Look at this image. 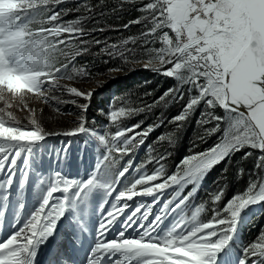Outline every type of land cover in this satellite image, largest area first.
<instances>
[{"label": "snow or ice", "instance_id": "6c2138e0", "mask_svg": "<svg viewBox=\"0 0 264 264\" xmlns=\"http://www.w3.org/2000/svg\"><path fill=\"white\" fill-rule=\"evenodd\" d=\"M67 2L0 0V98L32 96L57 113L58 104L71 102L87 112V103L63 97L89 101L93 96L73 84L92 77L84 65L77 67V60L92 43L101 44L86 37L103 29L83 26L93 11L86 0L75 8L63 7ZM136 2L120 0L119 7ZM136 10L141 15L123 27L142 24L139 36L105 43V54L174 78L177 87L151 103L133 106L125 101L110 109L107 119L116 130L103 134L90 129L80 113L74 114V126L62 132L46 131L34 117L31 127L11 113H6L7 119L0 118V222L12 207L14 229L0 240V264H36L42 246H51L59 235L62 220L76 226L74 237L77 231H85L95 196L100 197V219L87 264H231V253L225 250L237 233L241 213L264 205V0H139ZM73 11L84 15L65 20ZM169 99L184 102L169 124L182 127L199 110L197 139L207 143L214 138L208 148L191 151L170 173L164 166V152L139 163L135 158L163 123L123 126L120 121ZM81 134L98 142L96 162L87 178L68 177L60 171L38 176L33 191L36 205L25 214L34 150L50 136ZM156 142L173 140L170 134H160ZM148 148L154 151L152 145ZM67 152L65 146L56 159H65ZM237 153L242 161L253 159L246 188L222 205L223 189L210 194V217L201 219L205 205L197 206L195 200L203 179ZM147 165H154L152 172ZM237 174L243 176L245 169L239 168ZM135 197L152 200L129 211ZM68 245L75 247L71 240ZM63 255L67 249L58 246L52 264H61ZM237 255V264H264V231Z\"/></svg>", "mask_w": 264, "mask_h": 264}, {"label": "rangeland", "instance_id": "374dc122", "mask_svg": "<svg viewBox=\"0 0 264 264\" xmlns=\"http://www.w3.org/2000/svg\"><path fill=\"white\" fill-rule=\"evenodd\" d=\"M80 0H68L71 6L68 8H75L76 4ZM86 2L93 6L91 18L83 21V26L86 29H103V31L92 32L86 37L88 40H92L93 37L101 41V44L96 45L92 43L89 48V52L86 53L93 59V62L83 63L77 60V67L84 65L91 73L92 77L87 80H77L73 86L84 90L91 91L93 96L89 101H85L82 98H75L68 95L63 97L66 101L73 99L78 103H87V112L82 110L71 102L60 103L57 106L60 112H54L47 104H44L41 100L29 96L24 100H20L10 95H5L0 98V118L7 119L6 113H11L17 120L22 121L24 125L31 127L29 121L34 117L49 132H62L67 128H71L74 125L72 121L76 119L74 114L80 113L86 116L87 126L96 133L103 134L105 132H114L115 126L108 121L106 113L112 108H118L122 102L128 101L133 106H140L141 103H151L158 97L162 96L169 89L177 87V81L174 78H167L158 72L150 69H145L140 64L128 63L124 64L118 58H112L105 54V43L111 45L113 43H119L128 37L139 36L143 30L142 24H132L131 29H125L122 20L123 15L129 20H135L141 15L136 9L139 7V0L136 3H124L121 11L117 8L114 11V15L108 17V13L105 12L104 7L107 0H86ZM111 3L119 4L120 0H112ZM125 12H124V11ZM83 12H70L65 20H74L78 17H82ZM121 17V18H120ZM123 21V22H122ZM128 24V23H127ZM83 54V55H86ZM82 55V56H83ZM143 55V53H139ZM111 68H122V71L110 72ZM61 83H69L63 81ZM183 101H172L169 99L168 103L161 102L159 106L154 107L150 111L142 112L130 118L121 117L120 121L123 122V126H130L137 122H142L143 126L149 124H155L162 122L163 127L158 128L153 132L146 140L145 146H143L135 155L137 163L145 161L150 155H159L164 152L167 154V159L164 162L166 171L169 173L174 170L175 166L180 161L190 154L191 151H202L208 148L214 143V138L208 140L207 143H201L197 136L200 134L199 126L196 124V118L199 116V110L196 115L190 118L188 121L183 122L182 127H176L175 124H169L168 121L180 110ZM28 109H32L30 112ZM64 113H68L65 115ZM117 121V123H120ZM160 134H170L172 136V143L160 144L156 142L157 137ZM92 145V150L86 149V143L83 140V134L74 137L64 136H50L40 148L37 149L38 156H46L47 163L54 155L67 146V157H63L59 160L64 167L66 164L72 163L71 171L88 175L95 165L98 155L97 140L94 136L88 137V141ZM156 142V143H154ZM194 144L199 146L194 148ZM148 145H152L154 151L150 152ZM36 153V155H37ZM47 154V155H46ZM241 154L237 153L229 160H225L211 169L203 179L202 185L199 189V195L195 200V204L205 205V211L201 213V219H207L210 217L213 205L211 204L210 194L217 192L220 189L224 190V199L220 202L222 205L226 203L233 195L242 192L248 183V174L253 167V159L241 160ZM33 158L32 167H38V162ZM57 162H59L56 159ZM75 161V163H73ZM35 162V163H34ZM86 164V167L82 166ZM44 167V165L42 166ZM154 165H147L146 170L150 173L153 171ZM239 168L245 169V174L240 176L237 174ZM51 171L45 172L44 175H49L54 168H50ZM82 169V170H81ZM62 172V169L56 170ZM42 172V171H41ZM88 172V173H87ZM37 171L33 172L29 178L28 193H32L35 190V183L41 174L37 175ZM213 173V174H211ZM66 176L71 175L65 174ZM36 175V176H35ZM85 178V177H84ZM87 178V177H86ZM85 178V179H86ZM31 179V183H30ZM131 179V177L129 178ZM34 184V185H33ZM149 202L152 200L148 197ZM24 206L31 208V204L25 200ZM220 206V205H217ZM195 209L192 208L191 211ZM154 211H159L158 208ZM13 215H9L6 220L11 225ZM264 231V205H258L257 208L252 206L245 209L241 213V220L237 233L228 248V252L231 253L229 259L231 264H237L239 250L246 246L248 243L255 240L258 235ZM4 235V231H0V238ZM251 237L253 240H248ZM54 239L52 244H54ZM76 243V242H75ZM48 251H50L49 246ZM232 257V258H231Z\"/></svg>", "mask_w": 264, "mask_h": 264}, {"label": "bare ground", "instance_id": "6f19581e", "mask_svg": "<svg viewBox=\"0 0 264 264\" xmlns=\"http://www.w3.org/2000/svg\"><path fill=\"white\" fill-rule=\"evenodd\" d=\"M88 137H89V135H87V134H83V140H84V142L86 143V149L88 150V151H91L92 150V144L91 143H89V142H86V141H88ZM42 145V144H41ZM38 148H40V145L37 147V149ZM37 149H35L34 150V155H35V161L36 160H38V164L40 163V161L42 160L43 162H45L46 161V156H43V157H41V156H37L36 155V153H37ZM47 155V154H46ZM55 157H56V155H54ZM37 162V161H36ZM35 163V162H34ZM73 163H75V161H73ZM45 165V164H44ZM82 166H84V167H86V164H83ZM33 168V167H32ZM42 168H44V170H45V172H49V171H51L49 168H45V167H42V166H38V167H34L33 168V172H36V171H38V172H40L39 170L40 169H42ZM63 167H62V164H61V162L59 161V168H58V170H60V169H62ZM73 169L75 168V165H74V167H72ZM68 177H77V178H86L87 177V175L85 176V175H83V174H80V173H75L74 175H71V176H68ZM93 198H95V200L96 199H98V202L97 203H99L100 202V197L99 196H95V197H93ZM141 203H144V204H148L149 203V200H148V197H135L134 198V200L132 201V202H129V205H131V206H133V205H139V204H141ZM24 207H26L27 209H29V211H30V207H28V206H24ZM254 209L255 208H257L258 207V205H255V206H252ZM159 209V208H158ZM154 210H156V208H154ZM97 211V210H96ZM11 215H13V214H11ZM58 226H61V228H59L57 231H58V234H62V230H63V228L65 229V230H68L69 232H71V234L73 235V233H75V231L73 230V228H71L70 226H69V224L68 223H65V221L64 222H61V223H59V225ZM239 228V227H238ZM3 231H4V235H2L1 236V240L3 239V238H6L7 237V235H10L11 234V232L12 231H14V229L11 227V225H8V226H6L5 228H3ZM89 232H90V230H88ZM115 233V230L113 231V234ZM81 234V233H80ZM79 233H76V236H77V238H78V240H81V235H80ZM131 235H135L136 233H134V232H131L130 233ZM86 235V234H85ZM74 236V235H73ZM59 237H61V236H57V238L55 239L56 240V242L54 243V244H52L51 246H49V248H50V251H48V252H54L55 254H56V251H57V247L58 246H65L66 248H68L69 247V245H68V243H66V242H64V241H61V239L59 238ZM87 239V238H86ZM90 240L92 241V243L94 242V236H91L90 237ZM65 241H68L67 239H65ZM75 242H77L76 240H75ZM228 249H226L225 251L226 252H228L227 251ZM232 258V257H231ZM46 262H47V259H46Z\"/></svg>", "mask_w": 264, "mask_h": 264}, {"label": "trees", "instance_id": "16d2710c", "mask_svg": "<svg viewBox=\"0 0 264 264\" xmlns=\"http://www.w3.org/2000/svg\"><path fill=\"white\" fill-rule=\"evenodd\" d=\"M111 1L112 0H107V3L105 4V7H104V10H105V12L106 13H108V17H110V16H113L115 13H114V10L113 9H119L120 11H121V8L119 7V4H117V3H115V4H113V3H111ZM69 6H71L70 5V3H65L64 5H63V7H65V8H68ZM124 11V10H123ZM125 12V11H124ZM125 16H127V15H123L122 16V20L124 21H122L123 23H129V21H131L132 19H128V18H126ZM66 18H67V16H66ZM121 18V17H120ZM131 27V26H130ZM128 28V29H131V28ZM78 61H81V62H83V63H89L90 61H92L93 62V59L91 60L90 59V56L88 55V54H86V55H83V56H80L79 58H78ZM211 174H213V173H211ZM208 219V218H207ZM206 220V219H205ZM254 239V237L253 238H251V237H249L248 238V240H249V242H250V240H253Z\"/></svg>", "mask_w": 264, "mask_h": 264}]
</instances>
